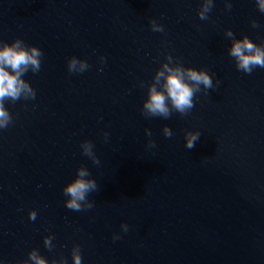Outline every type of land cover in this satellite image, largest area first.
I'll use <instances>...</instances> for the list:
<instances>
[{
    "label": "water",
    "instance_id": "water-1",
    "mask_svg": "<svg viewBox=\"0 0 264 264\" xmlns=\"http://www.w3.org/2000/svg\"><path fill=\"white\" fill-rule=\"evenodd\" d=\"M245 37L264 49L256 0H0V45L41 52L34 96L4 100L0 264H264V67L229 54ZM165 65L212 87L152 114ZM81 169L95 188L73 210Z\"/></svg>",
    "mask_w": 264,
    "mask_h": 264
},
{
    "label": "clouds",
    "instance_id": "clouds-1",
    "mask_svg": "<svg viewBox=\"0 0 264 264\" xmlns=\"http://www.w3.org/2000/svg\"><path fill=\"white\" fill-rule=\"evenodd\" d=\"M256 2L260 11L264 12V0H256ZM229 54L235 58L237 69L245 73H250L256 66L264 67V49L256 46L246 37L234 40L229 49ZM40 56L41 52L38 48L25 47L19 41L0 45V129L5 128L10 122L9 113L4 107L6 98L16 100L22 94L34 96L30 86L21 79V74L29 66L33 71L38 70ZM76 64L75 58L69 59V70L75 69ZM85 67V63L81 62L80 69L83 70ZM161 76L164 77L163 90H157L155 86H152L144 103V107L152 114L167 116L169 109L166 100L170 101L172 107L182 113L185 109L193 106V93L198 90L199 85L203 84L205 88L212 87L211 77L203 70L169 68L165 65V71L157 74V80ZM165 133L170 135L167 129H165ZM197 138L198 134H190L186 139V147L192 148ZM86 175L87 173L81 169L77 177L64 187V193L70 197L65 201L66 207L79 210L78 201L84 200L85 194L95 188L94 181L84 179ZM113 239L117 238L114 237ZM29 255L35 264H46L45 260L34 252ZM73 262L74 264H80V257L77 253L73 254Z\"/></svg>",
    "mask_w": 264,
    "mask_h": 264
}]
</instances>
